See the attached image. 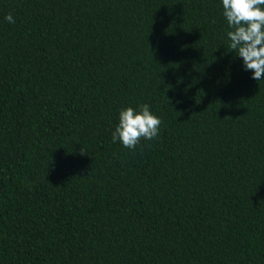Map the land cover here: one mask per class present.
Masks as SVG:
<instances>
[{
	"label": "trees",
	"instance_id": "16d2710c",
	"mask_svg": "<svg viewBox=\"0 0 264 264\" xmlns=\"http://www.w3.org/2000/svg\"><path fill=\"white\" fill-rule=\"evenodd\" d=\"M229 30L222 0H0V264H264V80ZM142 104L158 137L113 143Z\"/></svg>",
	"mask_w": 264,
	"mask_h": 264
},
{
	"label": "clouds",
	"instance_id": "9594fccd",
	"mask_svg": "<svg viewBox=\"0 0 264 264\" xmlns=\"http://www.w3.org/2000/svg\"><path fill=\"white\" fill-rule=\"evenodd\" d=\"M223 16L229 30L228 51L241 57L245 70L252 71V79L264 80V0H222ZM6 21L14 24L11 13ZM162 120L142 104L139 111L132 107L122 109L119 124L112 132V142L119 141L125 148L135 150L141 140L158 137Z\"/></svg>",
	"mask_w": 264,
	"mask_h": 264
}]
</instances>
